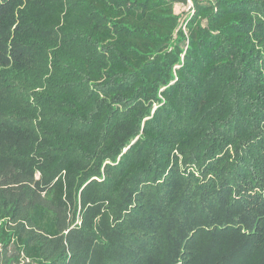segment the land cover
Here are the masks:
<instances>
[{"label": "trees", "instance_id": "obj_1", "mask_svg": "<svg viewBox=\"0 0 264 264\" xmlns=\"http://www.w3.org/2000/svg\"><path fill=\"white\" fill-rule=\"evenodd\" d=\"M0 0V264H264V0Z\"/></svg>", "mask_w": 264, "mask_h": 264}, {"label": "built area", "instance_id": "obj_2", "mask_svg": "<svg viewBox=\"0 0 264 264\" xmlns=\"http://www.w3.org/2000/svg\"><path fill=\"white\" fill-rule=\"evenodd\" d=\"M182 13L180 16L181 23L186 17H189L194 12V0H184L182 3ZM180 12V11H179ZM184 25V23H183Z\"/></svg>", "mask_w": 264, "mask_h": 264}, {"label": "rangeland", "instance_id": "obj_3", "mask_svg": "<svg viewBox=\"0 0 264 264\" xmlns=\"http://www.w3.org/2000/svg\"><path fill=\"white\" fill-rule=\"evenodd\" d=\"M175 9L177 10V12L178 11H180V13H182V4H180V3H177V4H175Z\"/></svg>", "mask_w": 264, "mask_h": 264}]
</instances>
